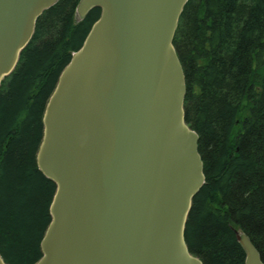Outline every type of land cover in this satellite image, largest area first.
Here are the masks:
<instances>
[{"label":"water","instance_id":"95a60500","mask_svg":"<svg viewBox=\"0 0 264 264\" xmlns=\"http://www.w3.org/2000/svg\"><path fill=\"white\" fill-rule=\"evenodd\" d=\"M60 0H0V87ZM189 0H80L100 16L59 75L36 154L55 185L34 264H204L186 227L206 182L174 39ZM246 264H264L236 229ZM0 264H9L0 253Z\"/></svg>","mask_w":264,"mask_h":264},{"label":"trees","instance_id":"16d2710c","mask_svg":"<svg viewBox=\"0 0 264 264\" xmlns=\"http://www.w3.org/2000/svg\"><path fill=\"white\" fill-rule=\"evenodd\" d=\"M80 0H60L0 87V253L34 264L56 185L38 168L43 113L59 75L100 8L76 21ZM183 64L186 120L200 137L206 182L186 227L204 264H246L236 229L264 261V0H189L174 39Z\"/></svg>","mask_w":264,"mask_h":264}]
</instances>
